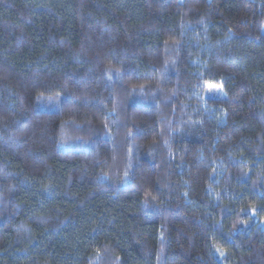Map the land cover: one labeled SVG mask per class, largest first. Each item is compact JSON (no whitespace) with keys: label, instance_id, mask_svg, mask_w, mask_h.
Returning <instances> with one entry per match:
<instances>
[{"label":"trees","instance_id":"1","mask_svg":"<svg viewBox=\"0 0 264 264\" xmlns=\"http://www.w3.org/2000/svg\"><path fill=\"white\" fill-rule=\"evenodd\" d=\"M263 28L264 0H0V264H264Z\"/></svg>","mask_w":264,"mask_h":264},{"label":"rangeland","instance_id":"2","mask_svg":"<svg viewBox=\"0 0 264 264\" xmlns=\"http://www.w3.org/2000/svg\"><path fill=\"white\" fill-rule=\"evenodd\" d=\"M263 31H264V28H263ZM206 93L209 95H220V96L224 95L223 91H221V87L214 86V85L206 86Z\"/></svg>","mask_w":264,"mask_h":264}]
</instances>
